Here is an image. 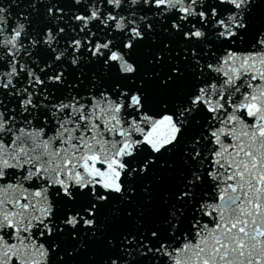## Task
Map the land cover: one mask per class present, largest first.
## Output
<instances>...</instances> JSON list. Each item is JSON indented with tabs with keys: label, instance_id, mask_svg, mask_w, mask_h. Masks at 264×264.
Instances as JSON below:
<instances>
[{
	"label": "snow or ice",
	"instance_id": "obj_1",
	"mask_svg": "<svg viewBox=\"0 0 264 264\" xmlns=\"http://www.w3.org/2000/svg\"><path fill=\"white\" fill-rule=\"evenodd\" d=\"M0 264H264V0H0Z\"/></svg>",
	"mask_w": 264,
	"mask_h": 264
}]
</instances>
